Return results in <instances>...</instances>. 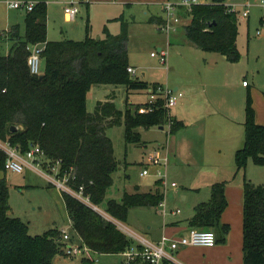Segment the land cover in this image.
<instances>
[{"label":"trees","instance_id":"obj_1","mask_svg":"<svg viewBox=\"0 0 264 264\" xmlns=\"http://www.w3.org/2000/svg\"><path fill=\"white\" fill-rule=\"evenodd\" d=\"M27 12L25 33L19 26L3 33V40L13 43L7 56L0 54V143H10L26 153L31 144H38L53 164L60 162L61 176L70 173L69 184L84 194L95 206L105 202L118 167L109 126L122 123V113L111 101L99 102L90 113L88 93L93 85L125 86L130 93L150 86L133 77L128 68L129 32L123 21L122 33L114 35L108 27L104 37L90 35L83 41L48 39V1ZM191 23L185 28L189 41L209 53H219L228 60L239 61V17L227 11L223 0L194 5L187 13ZM164 23L165 18L156 19ZM6 36V37H5ZM44 45L42 59L45 72L33 75L28 66L30 45ZM164 101H160L162 105ZM139 106V105H138ZM137 106V107H138ZM134 105L124 117L128 142L142 141L137 130L141 127L165 126L168 115L160 108L152 113H138ZM171 134L185 128L184 122L172 119ZM16 126V131L11 128ZM245 144L235 155L238 173H245L248 159L264 164V125L256 122V113L249 95L246 104ZM6 153L0 148V172L6 173ZM164 198L161 182L153 193L126 194L121 200L108 202L107 213L119 222H127L130 210L156 207ZM64 200L72 223L74 239H80L95 254H122L136 241L126 235L112 220L92 207L64 192ZM228 207L226 185H213L210 200L200 203L190 220V227L215 230L222 227L224 237L230 226H221ZM216 233V232H215ZM217 236V234H216ZM219 242L217 238V243ZM65 244L59 230L33 236L28 224L10 215V187L6 177H0V264H55ZM244 264H264V186L244 179ZM81 264H95L84 258ZM164 264H168L165 262Z\"/></svg>","mask_w":264,"mask_h":264},{"label":"rangeland","instance_id":"obj_2","mask_svg":"<svg viewBox=\"0 0 264 264\" xmlns=\"http://www.w3.org/2000/svg\"><path fill=\"white\" fill-rule=\"evenodd\" d=\"M16 0H0V54L7 56L13 43L3 40V33L13 25H20L21 36L25 33L27 12L14 9L8 3ZM211 4L213 0H203ZM264 0H223L227 6L238 11H245L250 5V17L239 20L238 49L239 61L228 60L219 53H209L198 49L187 35L186 27L191 17L182 14V19L175 25V31L169 35L161 31L160 23L150 22L151 18H165L164 3L146 5H125L121 0H49L48 1V39L51 41H83L87 37L89 24L90 35L104 37L108 27L114 35L122 33L123 21L128 23L129 62L138 69L142 81L164 82L167 88L173 85L193 88L197 93L195 102L199 109L192 110V120L176 134L168 135L159 126L139 128L137 132L142 141L128 142L124 117L127 109L137 107V102L147 99V91L127 92L125 86L111 84L93 85L88 93L87 106L90 113L96 110L100 101L114 98L116 107L122 113V123L109 126L107 136L111 139L114 156L118 167L113 173V184L107 192L105 202L98 208L107 213L108 202L121 200L126 194L140 190L153 193L157 189L160 177L156 167H150L152 174L142 177L141 173L149 163V158L167 156L165 146L170 142L174 153L170 152L167 166L168 207H179L185 225L190 226L189 218L194 214L195 206L210 199L213 185L224 183L228 207L221 219V226L229 225L234 241H239L244 217L241 219L239 204L244 194V179L256 186H264V164H257L253 158L248 159L245 173L237 172L235 155L237 148L245 144L246 104L250 95L256 113V122L264 125ZM179 3L180 0H172ZM75 3L79 14L71 19L66 9ZM160 27V29H159ZM6 37V36H5ZM168 52V63L162 64L160 51ZM152 53L158 55L153 57ZM42 74L45 64L41 66ZM145 74V76H143ZM244 82L250 85L245 88ZM183 94H185L183 92ZM203 115H202V114ZM200 115L197 117L196 115ZM6 177L10 187V215L21 218L28 224L33 236L44 235L50 230H65L74 235L71 220L64 200V192L48 178L33 170L26 169L18 174L11 171L0 172ZM172 183L177 188H172ZM178 191L174 204L169 203V195ZM182 196L187 199L182 200ZM156 206L155 208H158ZM155 208H137L130 210L127 222H119L122 231L129 237H144V230L149 225L160 231L164 225L163 215ZM100 213V212H99ZM243 215V212H242ZM106 216V215H105ZM244 216V215H243ZM228 220V222L225 221ZM218 244L220 236L224 237L222 227L216 229ZM243 242V241H242ZM74 243L75 240H74ZM243 250V244H242ZM227 250L205 253L211 264H244L238 258L229 262ZM175 255V254H174ZM204 254L201 253V256ZM175 257L183 264H191L186 257ZM85 257H70L65 247L55 264H81ZM95 264H123L121 254H93Z\"/></svg>","mask_w":264,"mask_h":264},{"label":"built area","instance_id":"obj_3","mask_svg":"<svg viewBox=\"0 0 264 264\" xmlns=\"http://www.w3.org/2000/svg\"><path fill=\"white\" fill-rule=\"evenodd\" d=\"M36 0H16L8 3L10 7L26 12H31L38 5ZM205 4L203 0H180L179 3L166 2L164 4L165 22L161 25V31L166 32L168 35L175 31V25L182 19L181 12L189 13L194 5ZM264 6V1L262 2ZM229 13H235L239 19H247L250 16V5L247 9L241 13L233 6H227ZM79 7L75 3L66 9L67 15L71 19H75L79 14ZM30 54L28 56V66L30 72L33 75H41V66L43 63L42 54L45 50L44 45H30L28 47ZM153 57H158L157 54L152 53ZM160 60L162 64L168 63V52L160 51ZM129 73L133 76H137V69L134 67L128 68ZM244 85H248L244 82ZM152 101L147 104H141L138 107H134L138 113H152L157 109L163 108L166 110L168 115V122L166 127L168 129V135L170 138L171 129L173 125V117L171 110L177 106L180 99L184 97L183 92L174 91L167 88L164 85H158L157 87L150 86L147 89ZM158 96H163L164 103L160 104ZM0 148L6 153L7 159L5 163V169L14 173L22 174L26 169L33 170L37 173L45 175L48 180L66 193L72 195L76 199L92 207L95 211L100 212L98 206L93 205L90 199L84 194V187H80L79 190H75L70 184V173H65L61 176L60 162L55 164L49 160L44 150L38 144H31L29 150L26 153H22L18 147L12 146L10 143H0ZM167 149V156L162 160L159 156H152L149 158V163L142 171L141 176L146 177L152 174L150 167H156V175L160 177L159 181L164 193V198L159 204L160 212L166 216L167 214V192L169 191V183L167 181V166L169 163L170 156V142L165 146ZM172 188H177L176 183H172ZM176 214H180L181 210L176 209ZM103 216L112 220L121 230L122 226H119V221L113 219L108 214L101 213ZM72 224V223H71ZM136 241V245L121 255L125 258L123 264H183L174 255V252L179 249L180 246H203V247H214L217 245V236L213 230H199L191 228L187 236H183L179 239H171L163 236L159 242H152L145 237H130ZM74 237L67 231L62 232V242L65 244L66 253L70 257L84 256L85 258L94 260L93 254H95L89 247L83 245L80 239L76 243L73 242ZM95 261V260H94Z\"/></svg>","mask_w":264,"mask_h":264},{"label":"crops","instance_id":"obj_4","mask_svg":"<svg viewBox=\"0 0 264 264\" xmlns=\"http://www.w3.org/2000/svg\"><path fill=\"white\" fill-rule=\"evenodd\" d=\"M121 1H122L121 3H123L125 5L126 4L127 5H132V4L146 5V4H159V3L161 4L164 2L165 3L171 2L172 0H121ZM181 13H185V11L181 12ZM185 14L188 15L187 13H185ZM156 19H157L156 17H153V18H151L150 22H152L154 24H158V26H160ZM48 22H49V16H48ZM14 26L20 27L19 24L13 25L9 30H11ZM159 29H160V27H159ZM9 30H7V31H9ZM130 66L136 68L134 65L130 64ZM137 73H138V69H137ZM143 76H145V74H143ZM136 78L141 80V78H139L138 76H136ZM144 82H147V81H144ZM147 83L150 85H152V84L165 85L164 82H160V81H153V82H147ZM243 86L245 88L250 87V85H243ZM173 87H174V89H173L174 91H181V92H184L185 94H184V97L182 99H180L177 106H175L171 110V115L174 119H176L180 122H184L185 125L187 123H191L189 121H190V119L191 120L193 119L192 118V115H193L192 110L194 108L199 109V107H198V105L194 99L195 96L197 95V93H195L196 91L191 87H189L188 89H186V87L182 88L181 84H175V85H173ZM147 94H148V92H147ZM157 98L160 101L163 100L162 99L163 96H158ZM108 100H111L115 103L114 98H108V99L103 100V101H108ZM103 101H100V102H103ZM151 101H152V99H151L150 95L148 94L147 99L143 100L141 102H137V105L147 104V103H150ZM201 114L200 115L198 114L196 116L199 117V116H201ZM258 124H260V123H258ZM260 125H262V124H260ZM161 127H163V128H161ZM160 128L162 130H165V126H160ZM241 148H237V149H241ZM170 152L173 154L174 149L171 148ZM138 191L140 192V190H138ZM162 191H163V189H162ZM141 193H144V192H141ZM178 195H179L178 191H176V190H173L172 192H170L169 203L174 204ZM226 195H227V193H226ZM210 197H211V195H210ZM186 199H187V196H182V200L185 201ZM152 208H155V207H152ZM195 208H196V206H195ZM155 209H156V211L160 212L159 208H155ZM176 209H180V208L179 207H174V208L168 207V203H167V214H166V216H164L160 212L164 218V225H163L162 229L160 231H155V230H153V226L149 225L147 227V229L144 230L145 234H143V236L145 238L149 239L150 241L156 242V243L159 242L163 236H166V237L171 238V239H179L183 236H187L191 230V227L185 225L182 221L183 218H181V216L183 215L184 212H182V210L180 209L181 213L176 214L175 213ZM239 209H240L239 211L241 212V219H242L244 217L243 216L244 215V194H243V200L241 198V201L239 204ZM194 211H195V209H194ZM242 212H243V215H242ZM193 216H194V214L191 216V218H189L188 222H190V220L192 219ZM225 221L228 222V220H226V219H225ZM226 224H228V223H226ZM230 229H231V227H230ZM215 232H216V230H215ZM72 236L74 237V235H72ZM220 238H221V236H220ZM225 239L226 240L223 242V244L217 243V245L214 247H203V246L183 247V246H180L179 249L174 252V254L176 256L186 257L191 264H211V262H208V258H207V256H205V253L212 252L213 254H217V252L223 251V250L228 251L227 253H229V255H230L229 256V262H231V263L234 262L235 260H237L238 258H240V260H242V256L244 259V252L242 250V244H243L242 232H241L239 241H237V240L234 241L232 232H229V234H227ZM74 240H75V242H77V238ZM201 253H203L204 255L201 256ZM124 261H125V258H124Z\"/></svg>","mask_w":264,"mask_h":264},{"label":"water","instance_id":"obj_5","mask_svg":"<svg viewBox=\"0 0 264 264\" xmlns=\"http://www.w3.org/2000/svg\"><path fill=\"white\" fill-rule=\"evenodd\" d=\"M98 39H100V38H98ZM159 51H161V49H159ZM161 128H163V127H161ZM18 128L16 127V126H13L12 128H11V131H16Z\"/></svg>","mask_w":264,"mask_h":264}]
</instances>
